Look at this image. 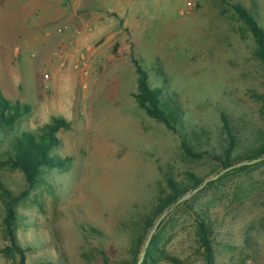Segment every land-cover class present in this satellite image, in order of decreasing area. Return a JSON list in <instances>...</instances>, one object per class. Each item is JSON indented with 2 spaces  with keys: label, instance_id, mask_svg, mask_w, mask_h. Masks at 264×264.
Segmentation results:
<instances>
[{
  "label": "rangeland",
  "instance_id": "obj_1",
  "mask_svg": "<svg viewBox=\"0 0 264 264\" xmlns=\"http://www.w3.org/2000/svg\"><path fill=\"white\" fill-rule=\"evenodd\" d=\"M236 5L264 28V0H0V92L31 108L9 139L55 117L70 123L52 150L66 168L46 171L33 188L0 140V264H102L103 253L112 264L130 261L132 233L153 217L165 178L190 183L223 171L213 157L226 145L222 113L239 125L237 151L250 145L264 68ZM135 62L180 110L177 132L138 106ZM183 139L203 155H186ZM195 196L193 210L208 209L217 264H264V164ZM9 207L24 263L9 251ZM193 210L174 208L162 221L147 264H177L162 250L204 264Z\"/></svg>",
  "mask_w": 264,
  "mask_h": 264
},
{
  "label": "trees",
  "instance_id": "obj_2",
  "mask_svg": "<svg viewBox=\"0 0 264 264\" xmlns=\"http://www.w3.org/2000/svg\"><path fill=\"white\" fill-rule=\"evenodd\" d=\"M234 11L239 19L246 25L255 41L256 46L252 52V57L258 60L264 68V28L259 24L257 18L243 6H234ZM135 64L137 65L139 80L138 90L133 96L138 106L144 110L149 117L165 124L170 130L177 132L176 124L178 122V113L180 110L173 106L172 101L161 98V89L157 86H152L149 82L146 70L137 62H135ZM254 95L257 99V103L260 104L258 120L256 122L257 125L246 128L248 130L251 129L252 141L242 152L237 151L242 141L238 123L235 118H232V115L226 113L221 114L222 132L225 135L226 145L223 147L222 153L214 154L213 157L219 162L223 170L238 163L250 161L264 155V94L254 93ZM30 112V106L22 105L18 102L12 103L0 92V140L7 139L9 141V148L6 152L8 163L21 169L29 187L33 188L36 183L42 181L46 171L66 168V161L62 160L61 157L52 155V150L60 144V139L57 137V134L61 130L70 129V123L63 117H55L51 123L41 130V132L23 131L19 134L14 132L12 139H9V133L14 131L18 120ZM181 146L183 152L190 157L200 158L203 155L201 153L196 154L191 143L187 139L182 140ZM263 164L264 161L261 162V165ZM249 168H251V166H242L228 171L216 181H221L237 172H244ZM165 180L167 188L161 192L158 197L157 206L153 210V217L142 216L132 233L133 236L130 242V248L133 259L130 261L122 260L117 264H138V256L141 248L149 232L154 227L156 217L161 216L164 211L175 206L177 201L187 193L193 192V190L199 188L206 179L192 175L190 183H180L172 178H165ZM214 183L215 181L209 182L202 191L209 188ZM189 199L175 206V209L187 207L188 210H193L191 202L196 200V196L194 198L192 196ZM193 215L195 216L194 239L198 253L201 255L204 264H217L213 237L214 229L208 214V209L206 207H201L197 211L193 210ZM15 221H17L16 211L12 207H9L6 216L7 233L12 243L9 251L10 253L18 254L22 258L21 263H24L26 250L19 245V242H17L13 234V223ZM88 232L98 235L102 233L94 227H91ZM158 244L159 234H156L147 248L145 260H143L142 264H147V259L150 255L160 250ZM161 253H163L167 260L182 264L180 258L164 250H162ZM102 264H112L105 253H103Z\"/></svg>",
  "mask_w": 264,
  "mask_h": 264
},
{
  "label": "water",
  "instance_id": "obj_3",
  "mask_svg": "<svg viewBox=\"0 0 264 264\" xmlns=\"http://www.w3.org/2000/svg\"><path fill=\"white\" fill-rule=\"evenodd\" d=\"M264 161V155L259 157V158H256V159H253V160H250V161H245V162H241V163H238L236 165H233L231 166L230 168L228 169H225L223 170L222 172L218 173L217 175L213 176V177H210L208 179H206L204 181V183L197 189L193 190V192H189L187 193L185 196H183L181 199H179L177 201V203L175 204V206L183 203L184 201H186L187 199H189L190 197H192L194 194L198 193L200 190H202L209 182H213V181H216L218 180L223 174H225L226 172L228 171H232L236 168H240L242 166H252V165H256V164H259L261 162ZM175 206H172L171 208H169L168 210L164 211L163 214L158 218V220L155 222L154 224V227L151 229V231L149 232L148 236H147V239L145 241V244H144V247H143V250H142V253H141V259L139 260L138 264H142V259L145 255V252L149 246V244L151 243L152 241V238L154 236V234L156 233V231L158 230L160 224L162 223V221L170 214L171 211H173V209L175 208Z\"/></svg>",
  "mask_w": 264,
  "mask_h": 264
}]
</instances>
